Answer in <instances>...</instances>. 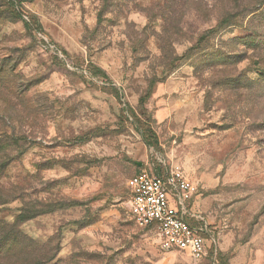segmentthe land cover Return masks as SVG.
Wrapping results in <instances>:
<instances>
[{"label":"rangeland","instance_id":"rangeland-1","mask_svg":"<svg viewBox=\"0 0 264 264\" xmlns=\"http://www.w3.org/2000/svg\"><path fill=\"white\" fill-rule=\"evenodd\" d=\"M8 2L0 264H264V0ZM176 169L202 261L129 213Z\"/></svg>","mask_w":264,"mask_h":264},{"label":"built area","instance_id":"built-area-1","mask_svg":"<svg viewBox=\"0 0 264 264\" xmlns=\"http://www.w3.org/2000/svg\"><path fill=\"white\" fill-rule=\"evenodd\" d=\"M18 7L22 0H8ZM195 187L180 169L167 176L141 173L130 181L129 213L142 229L154 230L164 246L187 253L195 261L207 256L204 234L194 228L191 204Z\"/></svg>","mask_w":264,"mask_h":264},{"label":"trees","instance_id":"trees-1","mask_svg":"<svg viewBox=\"0 0 264 264\" xmlns=\"http://www.w3.org/2000/svg\"><path fill=\"white\" fill-rule=\"evenodd\" d=\"M16 11H17V14L19 15V16H22V14H21V9L19 8V9H16L15 7H14V5L12 4V3H10V2H8ZM19 4H22L21 2L19 3Z\"/></svg>","mask_w":264,"mask_h":264}]
</instances>
